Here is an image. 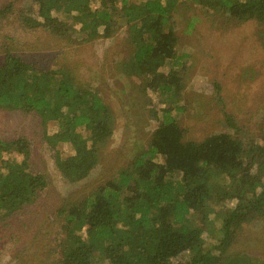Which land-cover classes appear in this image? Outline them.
<instances>
[{
  "label": "trees",
  "instance_id": "1",
  "mask_svg": "<svg viewBox=\"0 0 264 264\" xmlns=\"http://www.w3.org/2000/svg\"><path fill=\"white\" fill-rule=\"evenodd\" d=\"M180 1L31 0L18 12L26 28L68 40L80 33L85 41L110 38L118 16L132 47L120 69L147 80L148 112L157 121L146 148L116 177L82 197L62 198L56 216L65 235L52 264H94L99 257L108 264H264L231 250L243 225L264 220V142H243L227 131L184 140L173 115L181 109L171 100L184 89L173 27ZM192 1L237 22L254 20L264 31V0ZM11 10L6 6L0 16ZM0 109L40 117L55 166L70 183L87 178L113 133V111L71 69L40 68L10 51L0 64ZM224 120L237 131L230 114ZM29 159L25 138L0 141V222L36 202L49 185Z\"/></svg>",
  "mask_w": 264,
  "mask_h": 264
},
{
  "label": "rangeland",
  "instance_id": "2",
  "mask_svg": "<svg viewBox=\"0 0 264 264\" xmlns=\"http://www.w3.org/2000/svg\"><path fill=\"white\" fill-rule=\"evenodd\" d=\"M31 0H0V64L7 51L44 69L68 67L78 84L97 91L111 108L114 126L111 138L100 150L99 162L87 178L65 181L54 163V150L44 136V126L34 112L0 109V141L25 138L33 172L47 175L49 185L36 202L0 222V264H52L59 256L64 237L56 209L64 197L79 198L117 176L132 158L146 148L157 121L149 115L146 81L137 74L122 72L132 50L126 24L117 16L110 38L83 40L59 38L40 27L26 28L18 12ZM62 17V16H61ZM177 36L175 69L184 89L171 100L184 140L199 141L222 131L236 134L243 142H264V31L254 21L237 22L226 13L203 7L196 1L181 0L173 13ZM219 86V90L216 89ZM230 114L237 131L226 126ZM65 155L69 151L62 149ZM18 158L13 154H3ZM220 210V206L216 207ZM217 209V210H218ZM213 222L218 224L217 220ZM216 230V229H215ZM206 235L208 242L216 231ZM264 259V220L245 224L231 247ZM94 264H108L102 257Z\"/></svg>",
  "mask_w": 264,
  "mask_h": 264
}]
</instances>
